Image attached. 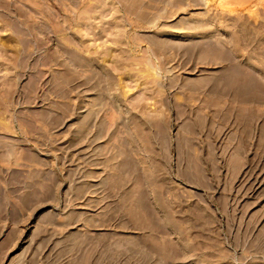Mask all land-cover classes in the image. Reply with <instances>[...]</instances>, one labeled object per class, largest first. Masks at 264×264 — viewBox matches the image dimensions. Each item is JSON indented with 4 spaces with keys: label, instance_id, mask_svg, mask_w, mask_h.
Listing matches in <instances>:
<instances>
[{
    "label": "rangeland",
    "instance_id": "374dc122",
    "mask_svg": "<svg viewBox=\"0 0 264 264\" xmlns=\"http://www.w3.org/2000/svg\"><path fill=\"white\" fill-rule=\"evenodd\" d=\"M0 264H264V0H0Z\"/></svg>",
    "mask_w": 264,
    "mask_h": 264
}]
</instances>
